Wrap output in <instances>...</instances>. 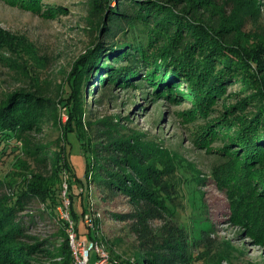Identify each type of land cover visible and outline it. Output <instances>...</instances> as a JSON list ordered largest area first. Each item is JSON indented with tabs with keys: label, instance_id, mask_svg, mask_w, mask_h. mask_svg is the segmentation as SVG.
Returning a JSON list of instances; mask_svg holds the SVG:
<instances>
[{
	"label": "rangeland",
	"instance_id": "1",
	"mask_svg": "<svg viewBox=\"0 0 264 264\" xmlns=\"http://www.w3.org/2000/svg\"><path fill=\"white\" fill-rule=\"evenodd\" d=\"M211 1L223 7L224 16L229 17L235 9V0ZM88 4V0H41L32 11L19 0H0V100L16 89L34 86L38 87V96H61L59 87L74 76L78 64L82 63L81 56L95 43L96 33L89 31ZM249 5L258 16L255 21L247 19L240 42L253 49L264 43V0H249ZM52 6L60 8L50 12ZM211 14L215 15V11ZM78 77L80 82V72ZM146 83L148 81L141 88L114 86L116 98L98 103L102 86L98 84L92 101V92L80 82V92L86 97L84 103L78 104L81 107L91 104L95 116L102 119L117 116L114 121L122 124L124 140L130 147H137L135 156L142 165L152 164L155 156L159 172H154L148 179H136L143 194L136 197L135 202L129 196L120 195L109 203L101 200L96 187L82 190L72 173L62 172L64 204L66 199L69 200L67 188L65 191V181L69 180L77 184L73 194H83V202L99 215L92 234L106 247L110 261L113 258L122 264L131 263L137 254H141L150 256L152 262L146 264H264V234L260 240L258 229L247 228L233 214L235 209L238 210L234 198L241 197L240 205L244 203L246 207L245 201L250 198L244 185L242 190L239 181H231L240 176L243 151L237 147L225 149L224 146L229 144L225 138L216 135L203 140L199 138L212 114L198 118L190 114L192 99L175 101L166 97L179 93L189 96L186 85L172 87L165 96H158L155 86ZM228 93H239L238 85L229 86ZM221 106L219 102L214 110H221ZM58 107L54 128L47 125L41 134L33 136L36 141L56 148L59 138L67 131L75 130L81 140L74 133L70 134L72 159L79 177L85 179L83 153L85 150L88 155L90 149V129L80 116L86 109H78L75 111L78 116L69 118L67 109L61 104ZM41 109V115H44L46 109ZM81 144H84V150ZM230 151L232 156L220 154ZM29 152V148L15 138L9 137L3 143L0 200L11 201L18 195L34 191L36 201L21 209L18 215L24 217L31 237L23 241L30 244L38 239L47 241L42 246L48 248V253L44 251L46 247H42L41 258H36L42 264H71L73 249L70 238L67 239L69 229H65L67 220L62 216L63 207L45 184L31 189L36 155ZM230 162L236 164V175L230 176L226 172ZM43 175L48 178V184L53 182L52 175ZM258 191L256 198L262 195V190ZM75 208L81 216L78 203ZM247 208L261 213L264 201L252 203L250 200ZM237 216L240 218L239 213ZM77 223L83 230L79 218ZM83 238L89 239L88 236Z\"/></svg>",
	"mask_w": 264,
	"mask_h": 264
},
{
	"label": "trees",
	"instance_id": "2",
	"mask_svg": "<svg viewBox=\"0 0 264 264\" xmlns=\"http://www.w3.org/2000/svg\"><path fill=\"white\" fill-rule=\"evenodd\" d=\"M234 2L235 9L228 17L223 15V7L211 0H88L89 31L96 33L95 43L81 56L82 63L78 64L74 76L59 87V98L38 96V87L34 86L16 89L0 100V150L9 137L22 141L31 151L29 153L36 155L31 189L45 184L61 207H64L62 172L72 173L82 190L96 187L104 202H113L120 195L129 196L135 202L136 197L143 194L136 179H148L154 176V172H159L155 156L152 164L142 165L135 156L137 147H130L124 140L122 124L114 121L117 116L102 119L95 116L91 104L81 107L78 102H83L86 95L80 92V82L92 92V101L98 84L102 86L98 103L116 98L114 86L129 89L148 81L146 84L155 86L156 95L165 96L172 87L186 85L189 96L179 93L166 97L175 101L192 99L190 114L198 118L208 117L206 113L209 117L212 114L199 138L203 140L216 135L225 138L229 144L224 146L225 149L237 147L240 152L242 150L244 163L239 169L240 176L231 181H239L240 188L243 190L244 185V189L250 192V198L245 201L247 207L250 200L252 203L254 200L264 201V43L253 46V49L241 44L240 33L247 19L255 21L258 14L252 11L249 0ZM19 3L34 11L41 0H19ZM50 8L53 12L60 7ZM212 11L215 15L211 14ZM218 13L222 15L218 16ZM233 85H238L239 93H228V87ZM219 102L222 103L221 110H214ZM59 104L67 109L69 118L77 117L75 111L78 109H86V113L82 112L84 115L80 116L90 129L88 155L81 144L86 180L79 177L72 159L70 134L81 138L75 130L67 131L63 138H59L56 148L36 141L33 136L41 134L47 125L54 128ZM41 108L46 109L44 115H41ZM229 153L232 156L231 151L220 154L227 157ZM235 165L230 162L226 167L230 176L236 175ZM43 174L52 175L53 182L48 184V178ZM65 183L75 232L79 239L88 236L97 240L93 230L83 223L90 206L83 202V194H73L77 184L69 180ZM259 189L262 195L256 198ZM35 198L36 193L31 190L11 201L0 200V264H42L36 258H41L39 255L43 252L40 248L46 247L42 244L47 241L38 239L32 244L25 243L23 239L31 237L24 217L18 216L21 209L36 201ZM234 200L238 207L233 213L235 219L253 231L258 229L262 240L264 211H251L244 203L241 207L239 201L242 198L239 196ZM76 203L81 207V216L77 215ZM78 218L83 230L78 226ZM65 224L68 230L70 224ZM47 249H44L45 253H48ZM148 256L137 254L133 262L125 264L152 262ZM70 257L72 264V254ZM110 262L122 264L113 258Z\"/></svg>",
	"mask_w": 264,
	"mask_h": 264
},
{
	"label": "built area",
	"instance_id": "3",
	"mask_svg": "<svg viewBox=\"0 0 264 264\" xmlns=\"http://www.w3.org/2000/svg\"><path fill=\"white\" fill-rule=\"evenodd\" d=\"M67 186L65 185V191ZM64 192V196H65ZM62 216L69 222V238L73 249V264H109L110 257L106 247L98 240L79 239L74 229V223L70 218L69 200H65ZM96 214L94 210H90L83 218V223L90 229L96 228Z\"/></svg>",
	"mask_w": 264,
	"mask_h": 264
}]
</instances>
